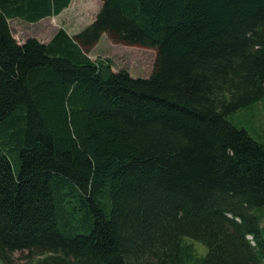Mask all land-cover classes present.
<instances>
[{
    "label": "trees",
    "instance_id": "trees-1",
    "mask_svg": "<svg viewBox=\"0 0 264 264\" xmlns=\"http://www.w3.org/2000/svg\"><path fill=\"white\" fill-rule=\"evenodd\" d=\"M71 2L0 0V264H264V142L228 119L264 98V0H101L74 35L13 34ZM105 35L152 74L93 60Z\"/></svg>",
    "mask_w": 264,
    "mask_h": 264
},
{
    "label": "rangeland",
    "instance_id": "rangeland-1",
    "mask_svg": "<svg viewBox=\"0 0 264 264\" xmlns=\"http://www.w3.org/2000/svg\"><path fill=\"white\" fill-rule=\"evenodd\" d=\"M101 0H72L70 6L57 16L47 17L32 23L22 18L10 19L13 34L21 43L29 37L48 42L59 28L64 27L74 35L88 26L101 8ZM93 60H111L113 71L127 69L133 77H149L156 61V50L113 42L107 35L91 50ZM238 128H245L253 137L264 142V98L253 105L228 115ZM261 225L264 226V213ZM200 253H206L204 243L194 240ZM13 264H25L30 258L27 250L13 253ZM37 257V256H36Z\"/></svg>",
    "mask_w": 264,
    "mask_h": 264
},
{
    "label": "crops",
    "instance_id": "crops-1",
    "mask_svg": "<svg viewBox=\"0 0 264 264\" xmlns=\"http://www.w3.org/2000/svg\"><path fill=\"white\" fill-rule=\"evenodd\" d=\"M104 37V36H103Z\"/></svg>",
    "mask_w": 264,
    "mask_h": 264
}]
</instances>
